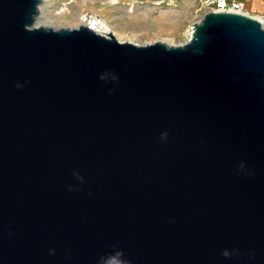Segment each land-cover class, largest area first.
I'll return each instance as SVG.
<instances>
[{
	"label": "water",
	"instance_id": "1",
	"mask_svg": "<svg viewBox=\"0 0 264 264\" xmlns=\"http://www.w3.org/2000/svg\"><path fill=\"white\" fill-rule=\"evenodd\" d=\"M0 0V264H264V27L37 25Z\"/></svg>",
	"mask_w": 264,
	"mask_h": 264
},
{
	"label": "rangeland",
	"instance_id": "2",
	"mask_svg": "<svg viewBox=\"0 0 264 264\" xmlns=\"http://www.w3.org/2000/svg\"><path fill=\"white\" fill-rule=\"evenodd\" d=\"M252 16L264 19V0H246ZM101 17L119 41L144 45L188 40L190 27L204 11L197 0H42L37 25L78 27L83 15Z\"/></svg>",
	"mask_w": 264,
	"mask_h": 264
},
{
	"label": "built area",
	"instance_id": "3",
	"mask_svg": "<svg viewBox=\"0 0 264 264\" xmlns=\"http://www.w3.org/2000/svg\"><path fill=\"white\" fill-rule=\"evenodd\" d=\"M200 3V10L204 11V14L208 11H216V12H235L246 14L252 16L247 8L246 0H197ZM264 27V19L258 18ZM199 18L197 21H200ZM196 21V22H197ZM87 25L90 29L94 30L100 34H108L109 25L106 23L104 19L99 16H96L92 13H85L83 15L82 23ZM194 32V27H190V33L188 36L189 41L192 38ZM186 41V42H187Z\"/></svg>",
	"mask_w": 264,
	"mask_h": 264
},
{
	"label": "bare ground",
	"instance_id": "4",
	"mask_svg": "<svg viewBox=\"0 0 264 264\" xmlns=\"http://www.w3.org/2000/svg\"><path fill=\"white\" fill-rule=\"evenodd\" d=\"M114 3H116L117 2V0H112ZM254 17H256V16H254ZM257 18V17H256ZM260 18V17H259ZM39 25V24H38ZM111 32V28L109 27V31H108V33H110ZM112 33V32H111ZM189 33H190V30H189ZM113 34V33H112ZM114 35V34H113ZM115 36V35H114Z\"/></svg>",
	"mask_w": 264,
	"mask_h": 264
}]
</instances>
